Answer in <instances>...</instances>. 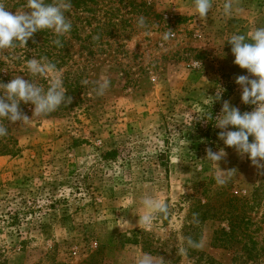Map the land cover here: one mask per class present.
<instances>
[{"label":"rangeland","instance_id":"rangeland-1","mask_svg":"<svg viewBox=\"0 0 264 264\" xmlns=\"http://www.w3.org/2000/svg\"><path fill=\"white\" fill-rule=\"evenodd\" d=\"M225 2L199 18L194 0H88L65 13L67 45L45 30L0 50V83L36 82L25 62L43 58L63 86L77 85L61 114L35 117L28 105L31 120L3 122L1 139L11 127L20 151L0 155V264H136L143 253L156 264H264V168L224 145L214 123L225 101L255 107L235 83L255 77L233 63L227 41L264 27V0H231L229 15ZM0 3L29 11L27 0ZM208 148H223L220 168L235 170L224 186ZM145 193L168 204L150 228L138 226Z\"/></svg>","mask_w":264,"mask_h":264},{"label":"clouds","instance_id":"clouds-1","mask_svg":"<svg viewBox=\"0 0 264 264\" xmlns=\"http://www.w3.org/2000/svg\"><path fill=\"white\" fill-rule=\"evenodd\" d=\"M71 8V0H27L26 9L29 11H16L12 13L3 3H0V50L13 48L17 45L26 46L29 38L36 32L51 31L57 39L53 41L57 46H62L59 37L69 34L72 24L65 13ZM194 13L199 18H206L212 8V0H194ZM231 0H226L224 12L231 13ZM140 28L145 27L144 18L138 21ZM164 40L170 39V32L163 36ZM231 45L234 56L233 63L241 69H246L253 79L247 75H240L235 83L241 86V101L246 105H254L250 112L241 113L240 109L231 106L225 101L221 114L215 118V126L221 129L218 133L227 147L235 148L240 155H246L252 165L264 168V27H257L249 34H232L227 41ZM27 72L33 77L46 78L47 88L31 80L19 76L8 83H0V137L8 134V127L3 123L31 120L23 115L19 109L21 102L34 105L33 116L45 117L56 111L62 104L70 103L71 98L66 97L62 75L57 66L41 59H27L25 62ZM87 83V81H84ZM110 86L108 79L97 83V95H103ZM220 93H217L219 98ZM213 117H211V120ZM8 124V123H7ZM235 129V130H228ZM252 141H249V137ZM226 152L221 148L213 152L206 149V159L214 165L215 182L218 186L226 185L234 169H221L218 162ZM168 204L158 195L145 193L140 199V213L138 226L150 228L157 216L167 215ZM195 221V216L193 217ZM187 245L192 248H201V241L188 238ZM136 264H156L154 258L143 253L137 256Z\"/></svg>","mask_w":264,"mask_h":264},{"label":"trees","instance_id":"trees-1","mask_svg":"<svg viewBox=\"0 0 264 264\" xmlns=\"http://www.w3.org/2000/svg\"><path fill=\"white\" fill-rule=\"evenodd\" d=\"M87 1L88 0H71V5H74V6H77V7L84 5L85 8H87L86 7ZM61 38H62V40L65 41V35L61 36ZM62 44L63 45H67V42L65 41ZM64 48H66V47L64 46ZM36 83L40 84V85H43L45 88H47V85H48L47 84V80L45 78L38 79L36 81ZM64 86H65V89L67 91L66 92V97H70L71 98V96L73 94V89H75V86H77L76 83L72 84L70 82H67L66 85H64ZM73 104H74V102L71 99L70 103L66 102V103L62 104L56 111L48 114L47 116L54 115V114H61L63 112V110L70 109L73 106ZM28 105L29 106L30 105L34 106L31 103H24V102L20 103L19 109H20L21 113L22 112H27V106ZM231 130H235V129H231ZM251 140H252L251 137H249V141L250 142H251ZM19 151H20V147H19L18 139H17V137L15 135L12 134V128L10 127V136H9L8 142L4 143V141L0 137V155H6V154L16 155L17 153H19ZM115 154H117V150L116 149H113V150L108 151L106 153V155L111 156V158H113L115 156ZM233 231L234 230H231V232L229 233L230 238H233ZM228 240H231V239H228ZM249 241L252 242L253 244L256 243V241L254 239H252V238ZM248 245H249V243H246L244 246L246 248H249ZM253 247H254V245H253Z\"/></svg>","mask_w":264,"mask_h":264}]
</instances>
